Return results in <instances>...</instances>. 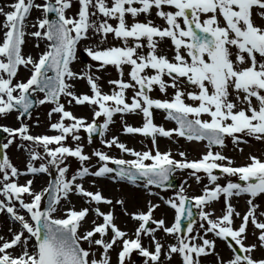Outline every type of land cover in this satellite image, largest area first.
<instances>
[{
	"label": "snow or ice",
	"instance_id": "snow-or-ice-1",
	"mask_svg": "<svg viewBox=\"0 0 264 264\" xmlns=\"http://www.w3.org/2000/svg\"><path fill=\"white\" fill-rule=\"evenodd\" d=\"M7 7L10 10L0 7V117L15 112L21 123L15 128L0 125V132L7 134V142L0 148L7 150L17 138L29 142L22 146L29 160L26 172L14 166L6 152L0 160V213L16 225L15 230L7 228L10 238L0 235V264H112L113 252L116 264H131L134 252L143 258V264H170L173 255L180 258V264H201L202 256L215 253L214 238L225 241L232 253L227 260L216 253V264H264V258L253 256L258 250L264 252V207L254 202L264 194V159L250 153L247 163L234 166L221 151L227 138L239 152H243L239 145L248 144V138L264 142V0H77L72 14L73 0H14ZM34 10L39 12L31 24L35 31L28 32L27 21ZM153 12L164 22L163 27L149 18ZM141 15L144 20H137ZM127 16L131 24L126 22ZM109 34L123 46H104ZM26 36L37 40L36 48L41 41L45 44L36 58L23 52ZM165 38L173 46L171 59L157 51ZM83 41L93 42L83 51L96 64L75 72L71 65ZM142 41H146V52L139 51L145 47ZM125 65L130 68L127 81ZM108 66L119 74L118 79L108 81L113 86L110 94L101 90L100 77L92 72L93 67L101 71ZM21 67L29 73L26 80L18 78ZM81 80L91 94L74 91L75 82ZM154 87L161 93L173 89L171 98H152L149 93ZM129 89L130 102L126 96ZM38 94H43L42 98ZM47 104L52 105L49 118L58 114L57 121L50 124L58 134H30L22 118L30 117L34 106ZM65 104L89 106L92 122L75 116ZM152 109L162 110L165 119L177 127L165 129L155 124ZM117 113L142 114L141 127L124 124L122 131L151 138L152 148L136 151L117 136L103 139ZM101 117L103 123L98 124ZM81 130L87 133L89 143L93 134L99 133L106 147L114 146L134 158H115L94 150L92 156L98 158L99 166L90 170L86 163L92 157L85 154L83 146L64 143L68 137L80 141ZM158 136L206 142V151L196 160H188L180 151L183 159L177 160L170 150L160 151ZM69 157L79 162L70 178L65 163ZM37 160L47 163L37 167ZM50 168H55V179L40 190L33 188L32 179L19 182L24 175H50ZM177 170H191L189 175L198 183L202 177L197 173H203L208 181L203 194L189 197L181 187L174 198L165 201L175 212L170 226L153 217L158 205L151 201L146 211L129 213L123 208L124 200L117 199L115 204L124 215L136 222L132 237L117 225L112 210L101 211L100 205L112 206L113 201L79 182L114 173L113 180L143 186L149 195H157L151 187L166 188ZM214 170L229 178L226 183L218 182ZM72 194L95 207L77 210L70 200ZM221 197V215L205 211ZM233 197H246L243 215L231 203ZM193 208L198 210L203 235L183 234L185 218L187 233L194 232ZM90 212L94 218L91 227L85 228ZM234 218L240 219L237 227ZM250 226L255 242L245 244ZM157 232L175 238L176 243L165 245ZM209 234L214 238H208Z\"/></svg>",
	"mask_w": 264,
	"mask_h": 264
},
{
	"label": "rangeland",
	"instance_id": "rangeland-1",
	"mask_svg": "<svg viewBox=\"0 0 264 264\" xmlns=\"http://www.w3.org/2000/svg\"><path fill=\"white\" fill-rule=\"evenodd\" d=\"M8 2L9 3H7L5 6L7 9L6 11L10 10L7 7V5L13 3L14 0H8ZM76 10H77V0H73V8L70 10L69 14L76 12ZM38 15H39V12H38V14H36L35 17H37ZM35 17L32 18L30 16L28 21H31L33 23ZM149 18H151V19H153V21H155L156 17L154 15V12H153V15ZM140 21H143V20L140 19ZM157 21L160 24L164 25V22L162 20H160L159 18H157ZM109 22L111 23V20ZM126 22L129 24L132 23V19L130 18V16L126 17ZM256 22L260 23V20L257 18ZM29 30L35 31V29L32 27H30ZM35 40H36L35 38H33V37L31 38L32 43H34ZM112 41H114V42H112ZM142 42L145 44V47L139 51L146 52L147 51L146 41H142ZM36 43H37V40H36ZM39 43H40L39 48H36L35 46H32V45H27V43H25V45L23 46L24 54L26 51L27 52L30 51V54L33 56V58H36L37 54L42 52L45 48V44L43 41H41ZM92 43H93L92 41H84L82 43V46H79V49L83 50V48L86 44L90 45ZM112 44H113V46H123L122 42L120 40H117L115 38L113 39V36L111 34H109L108 40L104 46H111ZM162 44L164 45V48L161 50V48L158 47L157 51L158 52L164 51L161 53L166 54L168 56V58L171 59L173 56V51H172L173 46L171 45V42L166 40V42H162ZM26 55H28V54H26ZM81 61L82 60H81L80 55L77 54V59L73 63L75 72H80L81 70H85L84 67L82 66ZM89 64L95 65L91 62ZM129 70H130L129 66L125 65L124 66V73H125L124 79L126 81L129 79L128 75H127ZM21 71H24V74L22 76V74L19 73L18 78L21 80H26L27 77L29 76L28 71L26 69H24L23 67H21ZM92 72L94 75H97L100 77V80L98 81V83L101 87V90H104L103 92L110 94L113 86L110 85L109 83L104 84V82H103V79H105L104 74L109 73V80H114V77H119L117 70L114 67L108 66L104 70L97 71L96 68L93 67ZM112 74H115V75H112ZM164 79L166 81L169 80L166 77H164ZM75 84H76L75 89H76V92L78 94H83V93L90 94L89 88H88L85 81H82V80L76 81ZM172 93H173V89H171V88H169L166 93H161V92H159L158 88L154 87L153 91L150 92L149 95L154 99H170L172 96ZM126 94L130 98L132 95V90L131 89L127 90ZM42 95L43 94H38V97L42 98ZM61 102H65V98L62 97ZM185 102L186 103H192L191 101H188V100H185ZM51 107H52V105H50V104L38 105L36 111L33 112L31 114V116L24 122L28 125L30 134H32V135H56V134H58L54 131L52 132V130L50 129V124L56 122L58 119V114H53L51 118L48 117L47 112L50 111ZM65 107L67 110L72 111L74 114H76L77 117H81L78 114V112H81V107H79L77 105L69 106L67 104H65ZM140 116H141V114H136V115H132L130 118L139 117V119H140V118H142ZM15 117H16L15 113L9 114L7 117H2V121L0 122V124L1 125L7 124L5 126H9V127H13V128L19 127L20 124L17 123ZM160 117L161 116L159 114H157V115L153 114V121H156V122L161 121ZM85 118H86V121L92 122V110H91V108H87ZM126 118L119 120L118 123H114L112 125V127L110 124L108 132L105 133V136L103 137V139L108 140V139H111L113 136H117L119 138L120 142H124L125 141V135L122 131L123 124L120 121H124V119H126ZM98 121H100V123H103V118L102 117L99 118ZM128 122L132 123L131 119H127L126 123H128ZM65 123H70V122L67 121ZM79 135L81 136L80 141H74L71 139V137H68L65 144L67 146H71V147H75L77 143L81 144L84 148L85 154L92 157L91 160L86 163V166H89L90 170H92V171L96 170L99 166L98 158L92 156V152L94 150L106 152L110 156L111 155H114V156L117 155L118 157L126 156L129 159L134 158V157L127 155L126 153H120V151L114 147H112V148L107 147L106 148V146L103 143H101L102 137H100L99 139L92 140L91 143H89L87 140V135L84 134V132L82 130L80 131ZM158 138H161V137H157V139ZM248 140H249L248 144L239 145L240 148H243V152H239L238 150H236V147L231 143V139H228V141H229L228 145L221 150L222 152H224L225 156L230 157L234 161V166H240V165L247 163V156L250 153L252 155H256V156L260 157L261 159H264V142L256 141L252 138H248ZM6 142H7V139L3 143H6ZM28 143L29 142L21 141L18 138L15 140L13 145H11L7 150H4V154L6 152L10 161L21 172H26V165H27L28 160H29L28 151L25 149V147H22V146L27 145ZM132 143H135L140 151H145V150L152 148L151 140H147L145 138H136V140H132ZM157 146L159 147L161 152L170 150L172 153V156L176 157L179 160H181L182 157L178 156V154L176 155V153H174V152L183 151L186 153V158L188 160H196V159H199L201 154L205 151L203 143L200 145L198 144L196 146H191V143L186 142L184 139H183V141H182V139L179 140V139H177V137H174L173 140L162 139L161 143L157 144ZM167 146H170L169 150L166 148ZM129 148H131V145ZM132 149H134V148H132ZM40 163H47V160H44V161L37 160L34 162L35 166H37V167L39 166ZM65 163L69 167L68 177L70 178L71 175L74 174V172L78 169L79 162L74 160V159L68 158V160L65 161ZM190 171L191 170H180L179 173L177 174V177L180 180L179 181L180 187H179L178 191H174V190L161 191V190H157V189L151 187L150 191L153 193H157V195H149V189H146L143 187H141L139 189V188L130 186V184H127V183L113 182V181H111V175L109 178H105L104 180L106 183H108V185L113 186L112 191L114 193L113 192L111 193V195H110L111 198L123 199L126 202V203L124 202L123 208H125L129 213L137 212V211H146L147 210V203L149 201H151L153 204L158 205V207L155 209V211L153 213V217L155 219L161 218L163 216V215H161L162 211H164V210L170 211L171 216L173 218V215H175L174 209L170 208L165 203V201H167L170 198H174L177 195V193L180 191L181 187L184 188L185 194L189 197L202 195L203 194V187L208 184V181H207V179L203 173H197V175H200L202 177L200 182L198 183L196 181L195 177L189 175ZM214 174H216V173H214ZM37 175L38 176L35 175L33 177H30L28 175H24L22 177H19V182L24 183L27 179H32L33 184H34V181H36L40 177L44 180V183L42 184V186H40V189L43 187H46L48 182H49L48 174L39 173ZM216 175H218V174H216ZM218 176L220 177L218 182L221 184L226 183L227 179H229V178H226L223 174L218 175ZM85 179H94V177H92V178L86 177ZM230 179H232L234 181L236 180L235 177H232ZM36 182L34 184L35 188H36ZM83 186L85 187V189L95 192V190L93 188L86 186L85 184H83ZM35 190H37V189H35ZM132 191H134V192H132ZM115 192H118V194H116ZM72 197H75L76 199L72 198ZM79 197L80 196L75 195V194H72L70 196L71 203L76 207L77 210H79L80 208H83V207H91V208L95 207V205H88L87 203H85V198H83L79 201ZM160 197H163V199H161ZM76 202H78V203L76 204ZM254 202L261 205L262 207H264V194L255 198ZM141 203H142V205H141ZM231 203L235 207L236 211L240 212L241 215H243L244 212L247 210L246 197H233L231 200ZM223 207H224L223 197H221L220 200L213 201L210 205H208L205 208V211H210V212L214 213V216H219L222 214L221 210ZM112 210L115 213H117L116 216H119V214H121L120 213L121 210L119 208H114ZM90 214H92V213L90 212ZM122 217L123 218L126 217L127 219H129V216L124 215V213H123ZM7 222L12 223L11 218L6 217L3 213H0V225L6 226ZM97 222H100V221L98 220ZM173 222H174L173 220L172 221L170 220L166 225L170 226ZM200 223H201V221H200V218L198 216V220L195 223V225L193 226L194 232L192 234H189V235H194L197 232H199L201 235H203L204 230L199 227ZM239 223H240V219L234 218V225L233 226L237 227L239 225ZM205 226H206V222H205ZM89 227H91V225ZM15 229H16V225H14V227H13V230H15ZM160 235L164 236V237H161V241H162V243H165V245L176 243L175 238L166 236L163 232H157L156 233L157 238L160 237ZM4 237H5V239L10 238V233H8L7 235H4ZM129 237H132V235H129ZM208 238H214V237L212 236V234H209ZM214 239H216L215 253L208 255V256H202L200 258L201 264H216V253L220 254L221 249H224V251L227 252V255L223 257L225 260H227L228 258L231 257L232 253L230 252V250H228L226 244L224 242H221L220 240H218V238H214ZM145 240L147 242V238H145ZM196 242L198 243L199 241L197 240ZM253 242H255V241L251 237V226H250L249 227V239L245 240V244H249V243H253ZM145 245L147 246V244H145ZM253 256L255 258H258V259L264 258V252L258 250V251L253 253ZM162 259H163V257H162ZM112 264H116V253L115 252L112 253ZM131 264H143V258L134 252L132 255V258H131ZM166 264H169V262H166ZM170 264H180V258L177 255H173V258H172Z\"/></svg>",
	"mask_w": 264,
	"mask_h": 264
},
{
	"label": "bare ground",
	"instance_id": "bare-ground-1",
	"mask_svg": "<svg viewBox=\"0 0 264 264\" xmlns=\"http://www.w3.org/2000/svg\"><path fill=\"white\" fill-rule=\"evenodd\" d=\"M7 3H9L8 2V0H0V7H4L5 8V11L7 10L6 9V4ZM36 14H38V11H36V10H34L33 12H32V14H31V17L32 18H34L35 16H36ZM131 18V17H130ZM140 19H142V20H144V16L143 15H141L140 17H137V20H140ZM3 20V17L2 16H0V21H2ZM32 20V19H31ZM155 24H157V25H160V26H164V25H162V24H160L158 21H157V17H156V19H155ZM27 23H28V25H29V27L27 28V31L28 32H31L30 30H29V28L31 27V24H32V22L31 21H27ZM31 36H26L25 37V40H26V43H27V45H32V46H34L35 44H36V40H35V42L34 43H32V41H31ZM156 39H158V38H156ZM166 40L167 39H165L164 41H162V42H166ZM84 42V41H83ZM82 42V43H83ZM162 42H160V44L158 45V47L159 48H161V50L164 48V45L162 44ZM161 52H164V51H161ZM26 54H30V51H26L25 52V55ZM20 73L23 75V71H20ZM74 91H76V89H74ZM81 108H83L84 110H85V108L84 107H81ZM162 124V123H161ZM132 140V139H131ZM136 151H139L138 150V148L136 149ZM81 183H83V184H85L86 186H89V187H91V188H93L95 191H100L101 193H102V195L103 196H105L106 198H109V199H111L112 201H113V205L112 206H109V205H100V208H101V211H109V210H112V209H114V208H119L121 211H120V213L121 214H119V216H116L117 215V213H115L113 210V212H114V215H115V218H116V223H117V225L122 229V230H125V231H127L128 232V234L130 233V234H132V231H133V228H134V226H135V223L136 222H134V221H132L130 218L129 219H127L126 217H122V215H123V211H122V209H121V206L120 205H116L115 204V201L117 200V199H120V198H117V199H113V198H111V193L113 192L112 191V185H108V183H106L105 182V180H102L101 178H95V179H84L83 181H80ZM44 183V180L42 179V178H38L37 179V182H36V188H35V185L33 186V188L34 189H37V190H40V186H42V184ZM132 192H134V191H132ZM114 193V192H113ZM116 194H118V192H115ZM72 198H75V197H72ZM76 199V198H75ZM81 199H83L82 197H79V201L81 200ZM125 202V201H124ZM78 202H76V204H77ZM126 203V202H125ZM141 205H142V203H141ZM161 215H163V219H164V221H165V223H168L170 220L172 221V220H174L173 218H174V215H173V218H172V216H171V212L170 211H168V210H164V211H162V214ZM94 217H93V214H90L89 213V216L86 218V220H85V223H84V227L85 228H88L91 224H90V221H91V219H93ZM9 226H12V227H14V225L11 223V222H7L6 223V226H3V228H2V230L0 231V235H7L8 234V231H7V228L9 227ZM129 234V235H130ZM161 237H164V236H162V235H160V237H158V239H161ZM166 240V239H165ZM221 257H224V256H226L227 255V252L226 251H224V249H221V253L219 254Z\"/></svg>",
	"mask_w": 264,
	"mask_h": 264
},
{
	"label": "water",
	"instance_id": "water-1",
	"mask_svg": "<svg viewBox=\"0 0 264 264\" xmlns=\"http://www.w3.org/2000/svg\"><path fill=\"white\" fill-rule=\"evenodd\" d=\"M53 18H54V14H53Z\"/></svg>",
	"mask_w": 264,
	"mask_h": 264
}]
</instances>
